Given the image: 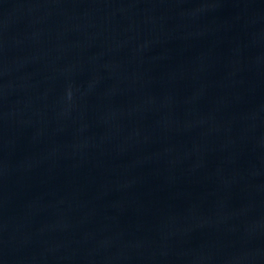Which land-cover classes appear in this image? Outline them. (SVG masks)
I'll list each match as a JSON object with an SVG mask.
<instances>
[{"label":"water","instance_id":"1","mask_svg":"<svg viewBox=\"0 0 264 264\" xmlns=\"http://www.w3.org/2000/svg\"><path fill=\"white\" fill-rule=\"evenodd\" d=\"M264 136V0H0V248Z\"/></svg>","mask_w":264,"mask_h":264}]
</instances>
